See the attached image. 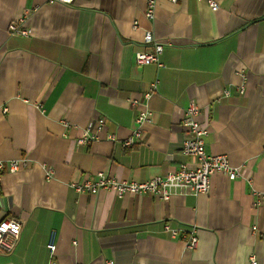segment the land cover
Wrapping results in <instances>:
<instances>
[{
    "label": "crops",
    "instance_id": "0c3cea01",
    "mask_svg": "<svg viewBox=\"0 0 264 264\" xmlns=\"http://www.w3.org/2000/svg\"><path fill=\"white\" fill-rule=\"evenodd\" d=\"M148 1L0 0V221L21 224L0 264H264V0H211L216 11L208 0H154L151 20ZM20 19L27 37L9 32ZM146 32L167 43L158 66L135 62L154 50ZM154 81L143 139L124 148ZM190 102L207 154L226 156L236 179L214 174L207 194L167 200L75 192L99 172L143 183L193 169L181 153ZM165 225L195 230V248Z\"/></svg>",
    "mask_w": 264,
    "mask_h": 264
},
{
    "label": "built area",
    "instance_id": "2783aa9c",
    "mask_svg": "<svg viewBox=\"0 0 264 264\" xmlns=\"http://www.w3.org/2000/svg\"><path fill=\"white\" fill-rule=\"evenodd\" d=\"M73 0H47V3H61L70 5ZM209 8L212 11L218 9V4L208 0ZM154 0H149L145 17L148 20L153 18ZM23 19H20L18 23H13L9 26L10 34L27 37L30 34L28 28L21 27ZM145 44H153L154 50L152 53H137L135 55V62L138 65H149L157 64L158 66V55L162 51L164 45L167 43L154 42L152 34L146 32L144 35ZM158 82L154 81L149 84L147 91L143 94V109L138 112L137 116L132 122V130L130 137L122 142L124 148L131 147L138 144L143 139V125L149 121L150 112L146 108V101L151 95L157 90ZM244 91L243 87L237 88L236 92L242 94ZM229 92L224 91L223 96H228ZM132 105H138L137 102H132ZM200 109L194 103L190 102L184 109V115L182 120V127L189 133V137L184 139L182 142L181 153L184 156H191L195 160V167L193 169H181L171 172L163 177H154L151 180L143 183L133 182H118L112 178L107 177L105 174L99 172L96 174V181L94 183L85 182L81 185L73 186L76 193H90L96 195L100 190H110L118 198H121L124 194L134 195H153L159 196L163 200L169 199L175 194H207L209 191L210 177L214 174H223L227 176L229 180H234L238 177V168H233L229 165L226 156L224 155H209L207 154L204 146L203 138L207 134V130L202 128L198 121L197 116L199 115ZM2 113H6V109L2 110ZM104 125L102 118L98 119L95 123V130L100 131ZM93 139V136L84 132L82 138L79 140L80 143H89ZM111 141L115 140L114 136H110ZM20 165L25 166L24 162H11L7 165L8 172H15L19 169ZM3 169V164L0 163V170ZM164 230L170 233L173 238H180L186 248L194 249L197 243L195 230H192L189 234H180L177 230L170 229L168 225L164 226ZM21 224L17 220L9 219L0 221V253L11 254L20 237ZM75 245V242H74ZM55 235H50V240L46 245V249L49 253L50 258L55 252ZM251 264H256L253 257L250 258ZM48 264H54L49 262ZM107 264H113V262H107Z\"/></svg>",
    "mask_w": 264,
    "mask_h": 264
}]
</instances>
